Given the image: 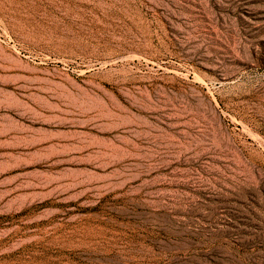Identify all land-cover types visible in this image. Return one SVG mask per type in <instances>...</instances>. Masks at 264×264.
<instances>
[{"label":"rangeland","instance_id":"374dc122","mask_svg":"<svg viewBox=\"0 0 264 264\" xmlns=\"http://www.w3.org/2000/svg\"><path fill=\"white\" fill-rule=\"evenodd\" d=\"M0 264H264V0H0Z\"/></svg>","mask_w":264,"mask_h":264},{"label":"bare ground","instance_id":"6f19581e","mask_svg":"<svg viewBox=\"0 0 264 264\" xmlns=\"http://www.w3.org/2000/svg\"><path fill=\"white\" fill-rule=\"evenodd\" d=\"M51 59L50 58H42L38 63H35L32 68L36 71H39L43 73V77L49 80L52 84H62L67 87L75 86L79 88L80 90H86L83 86H81V83L77 79H72L70 77L69 73L64 70L59 64V59H56V65L50 64ZM102 67L104 68V72H106L112 79H114L113 75H121L120 78H115L118 80H129L132 79L130 70L126 66H121L114 61L111 60H103ZM87 68H92L91 66H87ZM81 72H85V69L80 70ZM59 77H67L69 81L66 82H60L58 80ZM99 87L103 88L102 85L97 84ZM108 92V91H107ZM89 99L93 101H98V99L92 95L87 96Z\"/></svg>","mask_w":264,"mask_h":264}]
</instances>
